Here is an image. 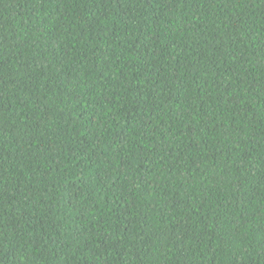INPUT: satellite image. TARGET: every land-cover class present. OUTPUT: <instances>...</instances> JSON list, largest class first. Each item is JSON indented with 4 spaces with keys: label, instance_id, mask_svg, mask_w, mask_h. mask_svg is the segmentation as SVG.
Returning <instances> with one entry per match:
<instances>
[{
    "label": "trees",
    "instance_id": "16d2710c",
    "mask_svg": "<svg viewBox=\"0 0 264 264\" xmlns=\"http://www.w3.org/2000/svg\"><path fill=\"white\" fill-rule=\"evenodd\" d=\"M0 264H264V0H0Z\"/></svg>",
    "mask_w": 264,
    "mask_h": 264
}]
</instances>
